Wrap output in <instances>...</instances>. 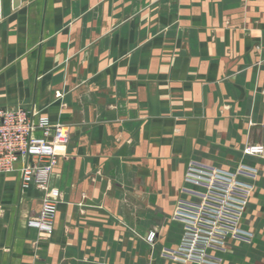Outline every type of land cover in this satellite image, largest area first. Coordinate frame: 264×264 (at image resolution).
<instances>
[{"label": "crops", "instance_id": "obj_1", "mask_svg": "<svg viewBox=\"0 0 264 264\" xmlns=\"http://www.w3.org/2000/svg\"><path fill=\"white\" fill-rule=\"evenodd\" d=\"M0 105L70 130L47 190L0 174V264H181L212 175L250 194L223 264H264V0H0Z\"/></svg>", "mask_w": 264, "mask_h": 264}, {"label": "built area", "instance_id": "obj_2", "mask_svg": "<svg viewBox=\"0 0 264 264\" xmlns=\"http://www.w3.org/2000/svg\"><path fill=\"white\" fill-rule=\"evenodd\" d=\"M69 138V125L64 122L52 123L45 115L36 119L22 105H0V174L16 171L21 163L23 185L47 190ZM245 152L259 155L263 147H247ZM204 187L200 204L172 252L173 260L181 264H223L228 241L239 231L249 202L250 194L242 190L236 177L212 175ZM56 216L57 201L46 196L30 225L51 233Z\"/></svg>", "mask_w": 264, "mask_h": 264}, {"label": "rangeland", "instance_id": "obj_3", "mask_svg": "<svg viewBox=\"0 0 264 264\" xmlns=\"http://www.w3.org/2000/svg\"><path fill=\"white\" fill-rule=\"evenodd\" d=\"M155 262L157 263L158 261H157V260H155V261H154V264H155ZM158 263H159V262H158ZM164 263H165V264H174V263H170V262H169V261H167V260H164Z\"/></svg>", "mask_w": 264, "mask_h": 264}]
</instances>
